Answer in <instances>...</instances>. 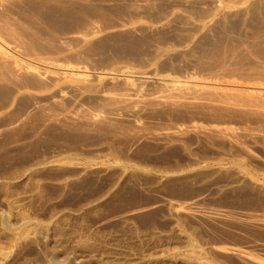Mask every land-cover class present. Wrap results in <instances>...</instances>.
Listing matches in <instances>:
<instances>
[{
  "label": "rangeland",
  "instance_id": "1",
  "mask_svg": "<svg viewBox=\"0 0 264 264\" xmlns=\"http://www.w3.org/2000/svg\"><path fill=\"white\" fill-rule=\"evenodd\" d=\"M0 50V264H264V103L154 101L264 86V0H0Z\"/></svg>",
  "mask_w": 264,
  "mask_h": 264
},
{
  "label": "bare ground",
  "instance_id": "2",
  "mask_svg": "<svg viewBox=\"0 0 264 264\" xmlns=\"http://www.w3.org/2000/svg\"><path fill=\"white\" fill-rule=\"evenodd\" d=\"M8 34L12 35L13 31H9ZM0 54L6 56L7 52L0 50ZM50 67L58 69L64 74L76 76L78 78H83L86 76V71L79 68L49 66V68ZM163 86L165 87L167 93L162 95L160 98L154 99V101L171 103L173 102L172 98L180 95H191L193 97L215 95V96L227 97L230 95L229 91H241L246 94L248 100L264 103V86H260V85L242 86L235 83L219 84L216 82L198 81V80L179 83L174 78H165L163 80ZM52 261L54 264H71L72 262L71 259L60 260L55 254L52 256ZM98 264H110V263L108 261H101Z\"/></svg>",
  "mask_w": 264,
  "mask_h": 264
}]
</instances>
